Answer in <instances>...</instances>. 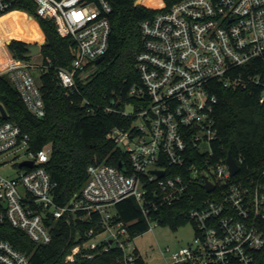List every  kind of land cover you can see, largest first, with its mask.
<instances>
[{
  "label": "built area",
  "instance_id": "built-area-1",
  "mask_svg": "<svg viewBox=\"0 0 264 264\" xmlns=\"http://www.w3.org/2000/svg\"><path fill=\"white\" fill-rule=\"evenodd\" d=\"M33 1L36 13L53 20L59 34L73 41L69 66L55 68L68 96L76 90V76L90 70L106 51L111 5L108 0ZM13 2L0 0V13ZM139 29L141 48L134 65L140 83L128 90L138 105L125 104L121 111L133 113L134 120L128 128L107 134L127 153V165L122 170L88 165L79 192L58 204L55 182L46 170L50 145L32 150L28 134L0 112V168L6 153L25 154L13 174L0 173V224L43 245L51 240L52 220L86 221V238L69 249L66 261L76 254L92 259L114 247L121 251L123 264H136L140 257L127 223L115 220V211L109 213L108 207L132 197L146 217L147 184L169 202L193 182L206 193L188 211L193 237L175 250L161 251L165 264H264V170L244 181L235 178L239 170L230 173L226 156L212 160L211 146L217 134L212 116L216 84L256 85L257 100L264 102V73L241 69L264 52V0H178L142 20ZM5 56L0 75L7 77L26 110L41 118L44 105L31 65L6 51ZM234 161L239 166L240 158ZM205 182L211 190L202 187ZM0 264L31 262L28 254L0 238Z\"/></svg>",
  "mask_w": 264,
  "mask_h": 264
},
{
  "label": "trees",
  "instance_id": "trees-1",
  "mask_svg": "<svg viewBox=\"0 0 264 264\" xmlns=\"http://www.w3.org/2000/svg\"><path fill=\"white\" fill-rule=\"evenodd\" d=\"M176 1L108 0L111 11L108 14L110 32L106 51L98 63L92 62L88 66L90 70L76 76V90L68 96L55 76V68L69 66L73 41L59 34L53 20L36 13L33 0H14L10 9L0 13L1 16L10 10L24 11L44 35L37 76L44 115L36 118L26 110L5 75H0V103L7 113L6 120L14 122L28 134L32 150L50 145L46 170L55 182L53 198L58 204L65 203L71 195L79 192L86 180L88 165L104 164L120 170L123 164L127 165V153L107 134L113 128H128L134 120L133 113L123 115L121 111L125 104L138 105L135 98L128 96V90L140 83L134 65L135 54L141 48L139 23ZM7 38L11 37L0 36V42ZM27 44L18 37L12 39L6 48L13 58L28 61L29 57L23 56ZM241 69L251 74L264 73V52ZM213 91L216 102L212 116L217 134L211 143L212 160L224 158L229 150L234 159L240 158L235 178L244 181L255 177L264 170V102L257 100L259 87L223 88L216 84ZM147 189L144 200L146 217L132 197L113 206L114 219L127 223L131 237L146 231L151 221L171 229L185 221L190 222L189 209L206 195L193 182L177 199L169 202L160 198L161 193L153 184H147ZM50 223L51 240L47 244H34L21 230L7 223L0 224V238L28 254L31 264H123L121 251L114 247L92 259L76 254L71 261H66L64 256L72 246L86 238L84 232L90 225L86 221L66 222L63 219ZM136 264L143 262L138 258Z\"/></svg>",
  "mask_w": 264,
  "mask_h": 264
},
{
  "label": "rangeland",
  "instance_id": "rangeland-1",
  "mask_svg": "<svg viewBox=\"0 0 264 264\" xmlns=\"http://www.w3.org/2000/svg\"><path fill=\"white\" fill-rule=\"evenodd\" d=\"M23 12L12 10L0 16V36L11 37L3 40L2 43L0 42V61L5 60V51L9 54L5 44L8 39L22 37L26 43H40L44 41V35L41 29L38 28L39 26L37 27ZM26 62L31 65L29 71L35 82H37L41 65L39 54L30 56ZM126 109L128 110L129 106ZM24 155L22 150L6 153L4 155L6 164L0 168V173L3 175L13 174L17 168V163L23 159ZM108 211L109 213H113L114 208L109 206ZM192 237L193 228L189 221H185L175 229L151 221L149 228L143 233L134 236L130 242L135 247L143 264H165L161 251H164L166 247H168L169 251L175 250L190 242Z\"/></svg>",
  "mask_w": 264,
  "mask_h": 264
},
{
  "label": "water",
  "instance_id": "water-1",
  "mask_svg": "<svg viewBox=\"0 0 264 264\" xmlns=\"http://www.w3.org/2000/svg\"><path fill=\"white\" fill-rule=\"evenodd\" d=\"M12 39H8L6 40V45H8L10 43ZM43 44V42H40V43H28L26 45V52L23 54L24 57H30L34 54H39L40 53V47L41 45ZM102 59V56L96 58L94 60V63H98L100 60ZM0 112L2 114L3 117H6V112L4 110V108L2 106H0ZM225 162H226V165L228 167V170L230 171L231 174H234L236 173L238 170H239V166L235 163L230 151L228 150L227 153H226V158H225ZM24 164H28L30 165V161H27L25 162ZM118 167L119 168H122V165L121 164H118ZM159 176L162 174L161 171H155ZM202 187L209 191L212 189V185L208 182H205L202 184Z\"/></svg>",
  "mask_w": 264,
  "mask_h": 264
},
{
  "label": "crops",
  "instance_id": "crops-1",
  "mask_svg": "<svg viewBox=\"0 0 264 264\" xmlns=\"http://www.w3.org/2000/svg\"><path fill=\"white\" fill-rule=\"evenodd\" d=\"M7 13V12H6Z\"/></svg>",
  "mask_w": 264,
  "mask_h": 264
}]
</instances>
